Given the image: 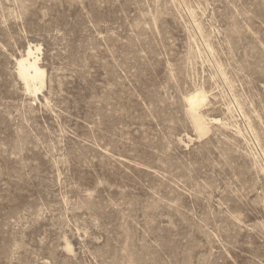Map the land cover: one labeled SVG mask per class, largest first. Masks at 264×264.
<instances>
[{"label":"rangeland","instance_id":"1","mask_svg":"<svg viewBox=\"0 0 264 264\" xmlns=\"http://www.w3.org/2000/svg\"><path fill=\"white\" fill-rule=\"evenodd\" d=\"M0 264H264V0H0Z\"/></svg>","mask_w":264,"mask_h":264},{"label":"bare ground","instance_id":"2","mask_svg":"<svg viewBox=\"0 0 264 264\" xmlns=\"http://www.w3.org/2000/svg\"><path fill=\"white\" fill-rule=\"evenodd\" d=\"M32 45L28 46L17 59L20 77L24 80L29 91L37 92L45 82V69L39 63V56ZM188 107L196 129L200 134L208 131V119L202 113L201 108L208 100L205 90H198L188 97Z\"/></svg>","mask_w":264,"mask_h":264}]
</instances>
